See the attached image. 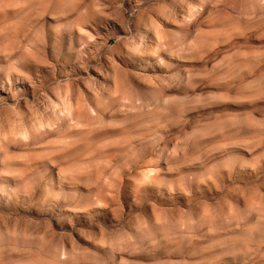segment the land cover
I'll return each mask as SVG.
<instances>
[{"label": "rangeland", "instance_id": "374dc122", "mask_svg": "<svg viewBox=\"0 0 264 264\" xmlns=\"http://www.w3.org/2000/svg\"><path fill=\"white\" fill-rule=\"evenodd\" d=\"M0 264H264V0H0Z\"/></svg>", "mask_w": 264, "mask_h": 264}]
</instances>
